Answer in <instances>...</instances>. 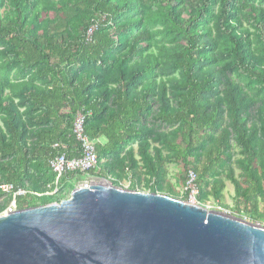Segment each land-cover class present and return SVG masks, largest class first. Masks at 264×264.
<instances>
[{
	"label": "trees",
	"instance_id": "16d2710c",
	"mask_svg": "<svg viewBox=\"0 0 264 264\" xmlns=\"http://www.w3.org/2000/svg\"><path fill=\"white\" fill-rule=\"evenodd\" d=\"M78 112L97 167L19 209L60 203L88 176L140 191L141 170L150 193L179 199L177 162L200 205L229 208L228 180L237 211L263 224L264 0H0V186L45 193L49 161L81 156ZM11 200L0 189V213Z\"/></svg>",
	"mask_w": 264,
	"mask_h": 264
},
{
	"label": "water",
	"instance_id": "95a60500",
	"mask_svg": "<svg viewBox=\"0 0 264 264\" xmlns=\"http://www.w3.org/2000/svg\"><path fill=\"white\" fill-rule=\"evenodd\" d=\"M0 264H264V226L92 178L0 216Z\"/></svg>",
	"mask_w": 264,
	"mask_h": 264
},
{
	"label": "built area",
	"instance_id": "2783aa9c",
	"mask_svg": "<svg viewBox=\"0 0 264 264\" xmlns=\"http://www.w3.org/2000/svg\"><path fill=\"white\" fill-rule=\"evenodd\" d=\"M85 115L78 112L73 127V133L80 144L81 156L78 158H69L66 153L56 155L49 161V166L53 173L56 175L55 181L48 185V190L45 193L37 194L34 192H29L23 189L15 190L14 186L11 184H3L0 189L3 194L12 195V200L9 206L0 213V216L14 213L18 210V201L20 198H25L27 196H34L37 198L52 197L59 193L61 189V180L63 176L71 172H80L82 174H87L89 171L95 169L98 165V154L96 151L97 141L91 140L85 133ZM59 145H55L58 147ZM94 177L88 176L85 179L78 181L76 183V188L88 189L91 186V179ZM196 175L190 171L187 175L185 182V190L189 196V201L195 203L199 195V188L196 183ZM253 223V222H252ZM261 225V224H260ZM264 226V225H262Z\"/></svg>",
	"mask_w": 264,
	"mask_h": 264
},
{
	"label": "rangeland",
	"instance_id": "374dc122",
	"mask_svg": "<svg viewBox=\"0 0 264 264\" xmlns=\"http://www.w3.org/2000/svg\"><path fill=\"white\" fill-rule=\"evenodd\" d=\"M167 170H168L167 182L171 185L173 192L176 193L177 195H179L180 198L178 200H182V198L186 194V190H185V182L187 179L186 178L187 177L186 169L183 166V164H181V163L171 162L167 166ZM143 172L144 171L141 170L143 182L139 186V189L142 192L150 193L149 189H150V185H152V184H150L146 180L148 177L145 176L143 174ZM237 173H239V171H237ZM131 181H132L131 176L125 177V179L120 183V187L125 188V189H129L132 185ZM225 183H226V190L223 193V198H224V203L227 206H229V208L221 206L218 203V201H216L214 199H211L209 202H207L205 205H202V206L206 207L207 209H209L211 211L223 212L229 216H234V217L243 219V220L248 221V222H253L249 218L250 216L247 213H241L240 214L237 211L236 201L234 200V196H235L234 187H233L232 183L228 180H226ZM188 201H189V199H188ZM41 202H42V199L37 200V202H36L37 206H40L39 204H41ZM29 203H31V201H29ZM195 203H198V202L195 201ZM242 209H243V207L241 206V210ZM254 224L260 225L261 223H254ZM261 225H264V223Z\"/></svg>",
	"mask_w": 264,
	"mask_h": 264
}]
</instances>
